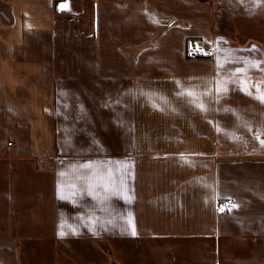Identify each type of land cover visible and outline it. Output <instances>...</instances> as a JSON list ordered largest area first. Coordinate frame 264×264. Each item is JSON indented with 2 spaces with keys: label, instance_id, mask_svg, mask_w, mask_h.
<instances>
[{
  "label": "crops",
  "instance_id": "crops-1",
  "mask_svg": "<svg viewBox=\"0 0 264 264\" xmlns=\"http://www.w3.org/2000/svg\"><path fill=\"white\" fill-rule=\"evenodd\" d=\"M262 62L264 0H0V264H264Z\"/></svg>",
  "mask_w": 264,
  "mask_h": 264
},
{
  "label": "built area",
  "instance_id": "built-area-1",
  "mask_svg": "<svg viewBox=\"0 0 264 264\" xmlns=\"http://www.w3.org/2000/svg\"><path fill=\"white\" fill-rule=\"evenodd\" d=\"M187 56L189 58H199L202 56H211L215 51V46L211 43H205L198 38H191L187 42ZM238 206L234 198L219 199L216 202V211L219 214L235 210Z\"/></svg>",
  "mask_w": 264,
  "mask_h": 264
},
{
  "label": "rangeland",
  "instance_id": "rangeland-1",
  "mask_svg": "<svg viewBox=\"0 0 264 264\" xmlns=\"http://www.w3.org/2000/svg\"><path fill=\"white\" fill-rule=\"evenodd\" d=\"M47 34H45L46 36ZM40 34H35L33 33L31 35V38L29 40V47H31L32 49H35V51H39L40 50V46H37L38 45V39L40 38ZM113 264V263H111Z\"/></svg>",
  "mask_w": 264,
  "mask_h": 264
},
{
  "label": "snow or ice",
  "instance_id": "snow-or-ice-1",
  "mask_svg": "<svg viewBox=\"0 0 264 264\" xmlns=\"http://www.w3.org/2000/svg\"><path fill=\"white\" fill-rule=\"evenodd\" d=\"M262 63H264V62H262ZM252 66H257V65L253 64ZM241 71H242V70H241ZM259 98H260L261 100H264V94H262ZM132 234H135V233L133 232ZM61 235H63V233H61Z\"/></svg>",
  "mask_w": 264,
  "mask_h": 264
}]
</instances>
